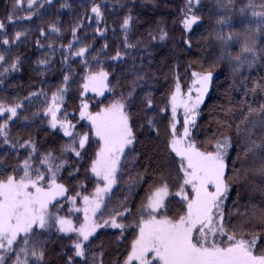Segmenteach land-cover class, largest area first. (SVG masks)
<instances>
[{
	"label": "trees",
	"instance_id": "obj_1",
	"mask_svg": "<svg viewBox=\"0 0 264 264\" xmlns=\"http://www.w3.org/2000/svg\"><path fill=\"white\" fill-rule=\"evenodd\" d=\"M94 6H99L101 16L92 12ZM188 11L199 17L190 31L183 26ZM260 13L264 0H193L191 6L188 0H34L31 5L28 0H0L4 24L0 103L22 105L15 117L0 114V125H7L6 136L0 135V180L9 176L19 180L28 159L32 179L38 170L45 177L40 184L46 187L55 172L56 182L66 189L65 196L48 207V226L34 225L27 245L20 233L11 250L3 249V264H16L17 256L23 260L21 248L33 246L44 252V258L37 262L29 255L28 264H125L132 241L149 217L147 198L165 184L168 194L156 218L177 220L187 214L179 195L184 186L182 159L171 148V94L177 84H190L192 71L215 72L191 132L194 144L202 152H212L221 136L231 138L223 224L236 237L257 236L255 251L264 254V15ZM128 16L132 20L125 30L122 24ZM17 32L23 34L19 39ZM162 33L167 34L163 39ZM73 38L78 42L71 49ZM81 48L87 51L76 55ZM91 71L108 74V91L103 97L88 96L89 102L100 111L117 101L124 103L134 140L120 160L115 186L96 214L98 223L115 220L124 227H99L84 241L85 255L80 257L74 237L60 231L57 219L71 218L80 224L82 215L74 205L93 195L100 184L91 171L99 142L80 118L83 84ZM53 95L62 99L54 104ZM57 105V120L74 125L71 137L51 125L48 109ZM83 135L88 139L80 148ZM49 153L51 171L43 163Z\"/></svg>",
	"mask_w": 264,
	"mask_h": 264
},
{
	"label": "snow or ice",
	"instance_id": "obj_2",
	"mask_svg": "<svg viewBox=\"0 0 264 264\" xmlns=\"http://www.w3.org/2000/svg\"><path fill=\"white\" fill-rule=\"evenodd\" d=\"M29 5L34 3V0H28ZM189 6L193 0H188ZM20 3V0H17ZM92 12L98 17L101 16L99 6H94ZM189 7V11H190ZM264 15V13H260ZM11 20V17H9ZM199 17L195 15H188L183 21L187 29H191L192 25L198 21ZM132 17L128 16L124 19L122 27L127 30L130 26ZM54 30L56 29L55 26ZM4 28L3 22H0V29ZM22 33L17 32L15 38L19 39ZM167 34L162 33L160 38L163 39ZM8 40L4 39L3 43L8 44ZM87 51L86 48H81L76 55H83ZM119 56V53L117 54ZM4 60V56L0 55V61ZM41 64L45 61H40ZM15 68L16 65H11ZM198 77L200 88L197 89L196 99L189 105L188 101H192L191 89L187 101H181L184 109V128L181 137H176L175 129L176 123L173 122L171 130L173 139L171 140L172 150L182 158L180 165L184 173V184L192 185L195 192V198L188 201L187 214L180 216L177 220H171L167 217L157 219L152 213L158 211L163 207V198L168 194L167 185L157 188L147 198V209L149 212V219L144 220L140 226L139 237L132 245V252L128 256L126 264H131L132 261H137L138 264H152L153 260H159L161 264H264V254L255 255L256 237L251 240L237 239L235 235H229L230 243L227 246L221 247L214 240L209 237H215L217 233L223 234L225 229L223 225V199L226 198L228 191V184L225 181V155L228 147H230L229 138L225 137L215 143L214 152H202L196 148L192 143H187L184 147L186 138L189 137V124L195 122L196 109L203 101V96L207 92L208 83L211 80L212 74L209 72L205 75L193 73ZM107 77V73L101 72L99 76L88 77L89 81L101 80ZM65 81L68 77L65 76ZM84 89L89 88L86 83ZM61 92L63 89L60 90ZM92 91H99L103 94L102 89L92 87ZM180 93V86L177 84L176 91L171 96V110L175 117L177 110V100ZM62 96L53 95L52 100L55 104L57 100H61ZM151 105V101H148ZM22 105L5 106L0 103V114L9 113L11 117H15L17 109ZM81 111V118L87 116L92 121L95 127V135L103 140V147L98 153V158L93 162L91 171L97 176L107 182L103 189L98 188L97 194L102 191L110 190L115 183V173L119 164L120 156L124 152L127 145H131L134 140L132 129L129 125V117L124 112V103L117 101L113 103L110 108L103 110L101 113L95 115L86 112L88 108L87 103L83 104ZM59 110L58 105L56 109L49 108L48 112L52 115L51 125L53 128L60 124L64 134L73 136L70 128V122L58 121L56 112ZM191 113V119L189 114ZM151 123V121H149ZM7 125H0V135L6 136ZM79 135V134H77ZM88 137L87 135L80 136L78 144L83 148ZM73 144L77 141L73 139ZM77 156L80 152L75 147H72ZM33 151L35 148L33 146ZM53 159L51 153L43 157V163L49 165L51 171L52 165L49 161ZM186 160V165L183 161ZM58 167V166H57ZM24 175L17 180L13 176H9L6 180H0V249H12L13 243L17 240L20 233L24 234L23 243H29L28 233L32 231L33 225L39 228H45L49 223V214L47 212L48 204L57 195L63 196L66 189L62 184H57L55 180V172L51 173V180L47 187L41 186L40 182L45 179L42 173L37 170L36 179H32L29 174L31 168L30 160L26 159L23 162ZM212 185L214 191H209L208 186ZM34 191H29V189ZM73 200L75 197L72 198ZM185 199L187 196L185 195ZM83 200L87 205L89 197L84 196ZM99 205H97L98 207ZM215 210V214L213 212ZM85 220L88 218V208L84 209ZM60 231L63 232H77L83 241H87L89 236L95 232L100 225L88 226L82 225L79 229H75L71 225V221L59 218ZM112 227L123 228L124 225L116 223L114 220L111 223ZM194 232L197 234L194 239ZM75 254L83 257L85 255V248L82 242H76ZM21 253L24 254V259L21 260L17 256L16 264H28V257H34L37 262L42 261L44 252L38 251L35 246L31 250L28 248H21ZM153 253L152 259L148 258V254ZM4 257L0 256V264H3Z\"/></svg>",
	"mask_w": 264,
	"mask_h": 264
},
{
	"label": "rangeland",
	"instance_id": "obj_3",
	"mask_svg": "<svg viewBox=\"0 0 264 264\" xmlns=\"http://www.w3.org/2000/svg\"><path fill=\"white\" fill-rule=\"evenodd\" d=\"M188 15H193V14H191L189 11L188 12H186L185 13V16H184V19H183V21L187 18V16ZM198 21H199V19H198ZM197 21V22H198ZM196 22V23H197ZM195 23V24H196ZM195 24H193V25H195ZM192 25V26H193ZM183 26L185 27V25H184V23H183ZM192 28V27H191ZM185 29L187 30V31H190V29H187L186 27H185ZM78 42V39H76V38H73L72 39V44L70 45V48L72 49V46L74 45V44H76ZM101 72H103V71H91L90 73H88L87 75H86V78H85V82H84V84H83V86L86 84V83H88L89 84V88L87 89V90H85L84 89V87H83V101H82V105H81V109H80V113H81V111H85L84 109H83V104H85V103H87V105H88V108L86 109V112L87 113H89V114H92V115H95L96 113H101V112H103L102 110L100 111V110H98V111H93V110H91L92 108H96V107H94L92 104H91V102H89V100H88V96H91V95H93V96H97V97H103L106 93H107V91H108V74H107V77H106V79L105 78H101V80H97V81H89L88 80V77H90V76H99V74L101 73ZM104 73H106V72H104ZM193 73H199V74H201V75H205V74H207V73H209V72H199V71H192V78H191V81H190V84L188 85V86H185V87H183L182 85H180L179 84V86H180V93H179V95H178V100H177V110H176V115H175V117H173V121H172V123L173 122H175L176 123V129H175V135H176V137H181V135H182V132H183V128H184V109H183V104L181 103V101H187V99H188V95H189V90L191 89V96H192V101H188V103H189V105H191V103L196 99V97H197V95H198V93H197V89L198 88H200V84L197 82L198 81V77H196V76H194L193 75ZM211 74H212V76H211V80H210V82L208 83V86H207V92L204 94V96H203V101L205 100V98L207 97V95H208V92H209V90H210V86H211V81H212V79H213V77L215 76V72H210ZM92 87H97V88H100V89H102V91H103V94L101 95L100 94V92L99 91H92ZM176 91V87H174V89H173V91H172V94L174 93ZM172 94H171V96H172ZM203 101H202V103H200L199 104V106H198V108L195 110L196 111V116H195V122H194V125L196 124V122H197V120H198V117H199V110H200V107H201V105L203 104ZM171 113H172V110H171ZM173 116V115H172ZM80 118H81V116H80ZM189 118L191 119L192 117H191V113L189 114ZM82 119H84L89 125H90V127L92 128V131H93V134H94V136L97 138V140H98V142H99V147H98V149H97V151H96V154H95V157H94V159H93V162L98 158V153L100 152V149L103 147V140L100 138V137H98V136H96L95 135V127L93 126V124H92V121L91 120H89L88 119V117L87 116H85V117H83ZM64 120H66L67 121V119H63V120H59V121H64ZM194 125L193 124H189L188 125V128H189V137L188 138H186V142H185V145H184V147H186L187 146V143H192V144H194V142H193V140H192V138H191V132H192V129H193V127H194ZM56 127H60V124L58 123L57 124V126ZM61 128V127H60ZM62 129V128H61ZM63 130V129H62ZM225 137H227V138H229V141H230V147H228V149H227V153H226V155H225V164H226V159H227V156H228V154L230 153V151H231V149H232V144H231V138L229 137V135H224V136H221L218 140H222L223 138H225ZM173 139V138H172ZM217 140V141H218ZM216 141V142H217ZM195 145V144H194ZM130 145H127L126 147H129ZM196 146V145H195ZM126 147L124 148V151H125V149H126ZM197 148V147H196ZM198 149V148H197ZM214 151H216V149H215V144H214V150L212 151V152H214ZM124 153V152H123ZM177 155V154H176ZM122 156H123V154L120 156V160H121V158H122ZM180 157V156H179ZM181 158V157H180ZM182 159V158H181ZM120 160H119V163H120ZM183 163L186 165V160H184L183 161ZM92 165H93V163H92ZM118 166H119V164H118ZM118 166H117V170H118ZM117 170H116V173H115V183L111 186V188H110V190H108V191H102V192H100L99 194H97V190H95V192L93 193V195H91V196H88L89 197V202H88V204L86 205L85 204V202H84V200H83V198H82V200H81V203H80V205L78 206V205H74L76 208H74L75 210H80V212H81V215H82V219H81V221H80V224H78L76 221H74V220H72L71 218H66V217H58V219H57V221H58V224H59V218H63V219H65V220H69V221H71V225H72V227L73 228H75V229H79L82 225H88V226H91V225H100V227L101 226H111V223H98L97 221H96V214H97V212H98V210H99V208H100V206H101V204H102V202H103V200L105 199V197L107 196V194H109L110 193V191H111V189L115 186V184H116V174H117ZM225 171H226V168H225ZM93 173V172H92ZM93 175H94V177L100 182V184H99V188L100 189H103L104 187H105V185H106V181L102 178V176H97L95 173H93ZM57 183V182H56ZM57 184H59V183H57ZM47 187V186H46ZM208 190L211 192V191H214V187L212 186V185H209L208 186ZM180 195V197L182 198V200L185 202V204H186V206H187V204H188V201H190V200H192V199H194L195 198V192H194V190H193V188H192V185H190V184H184V186L182 185V188H181V193L179 194ZM185 195L187 196V199H185ZM226 195H227V193H226ZM65 196V194L63 195V196H59V195H57L54 199H52L51 200V202L48 204V207L53 203V202H55V201H57V200H61L63 197ZM225 199L226 198H224L223 199V201H225ZM97 205H99L98 207H97ZM47 207V212H48V214H49V208ZM85 208H88V220L86 221L85 220V212H84V209ZM213 212H214V214H215V210H213ZM156 212H154V213H152V215H154L155 217H156V214H155ZM148 219H149V217H148ZM115 221V220H114ZM116 222V221H115ZM117 223V222H116ZM60 225V224H59ZM142 225V224H141ZM224 225V224H223ZM34 226V225H33ZM98 228L99 227H97L96 228V230H95V232L98 230ZM224 229H225V231H224V233L223 234H220V233H217L216 234V236L215 237H209V239L210 240H214L215 241V243H217L219 246H221V247H224V246H227L229 243H230V241L228 240V236L229 235H235V234H233V232L232 233H230L229 231H228V228L224 225ZM63 232V231H62ZM95 232H93L92 233V235L95 233ZM140 232V231H139ZM63 233H65L66 235H69V236H72V237H74V242H73V244L75 245V243L76 242H82V243H84V241L82 240V237H80L79 236V234L77 233V232H75V231H73V232H63ZM92 235H90V236H92ZM196 233L194 232V234H193V236H194V239L196 238ZM89 236V237H90ZM139 237V234H138V236H136V238L132 241V245H133V243L135 242V240L137 239ZM253 237H256V244H257V241H258V237L257 236H255V235H252V236H250V237H243L242 239H245V240H251ZM76 238H77V241H76ZM237 239H241L240 237H237ZM256 246V245H255ZM131 252H132V249H131V251H130V253H129V255L131 254ZM254 254L255 255H259L258 253H256V251L254 250ZM154 254L153 253H149L148 254V258L149 259H152V256H153ZM127 261V260H126ZM161 263V262H160ZM126 264V263H125ZM131 264H138V262L137 261H132L131 262Z\"/></svg>",
	"mask_w": 264,
	"mask_h": 264
},
{
	"label": "bare ground",
	"instance_id": "obj_4",
	"mask_svg": "<svg viewBox=\"0 0 264 264\" xmlns=\"http://www.w3.org/2000/svg\"><path fill=\"white\" fill-rule=\"evenodd\" d=\"M91 110H93V111H98L99 109H98V108H92ZM99 187H100V186L98 185L97 188H96L95 190H97ZM107 195H108V194H107ZM4 251H5V250L0 249V256H3ZM128 256H129V253L127 254V258H128ZM127 258H126V260H127Z\"/></svg>",
	"mask_w": 264,
	"mask_h": 264
}]
</instances>
